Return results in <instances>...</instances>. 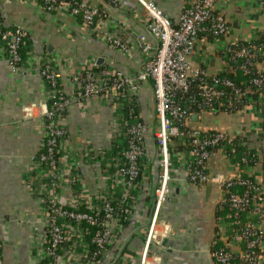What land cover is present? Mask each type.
Wrapping results in <instances>:
<instances>
[{
	"label": "built area",
	"instance_id": "built-area-1",
	"mask_svg": "<svg viewBox=\"0 0 264 264\" xmlns=\"http://www.w3.org/2000/svg\"><path fill=\"white\" fill-rule=\"evenodd\" d=\"M22 1L43 13L72 20L80 34L95 37L111 49L123 54L132 50L122 35L124 26L111 12L112 8L120 6L119 0H109L102 10L91 0ZM138 1L143 7L148 33H137L143 63L135 75L108 67L98 70L95 57L77 64L72 56L37 54L27 43L24 25L4 28L0 21V56L9 62L14 72L39 71L45 91L46 106L36 118L41 130L40 143L31 155L24 177L39 208L40 232L35 235L29 264H103L106 252L118 241L146 182L150 162L146 126L140 112L134 108L139 102L137 91L141 82L151 80L155 99L153 135L157 179L139 253L140 264L146 263L150 244L157 239L159 211L176 179V172L182 171L183 177L193 183L207 182L206 162L216 150H221L228 162L238 166L233 155L243 144L241 140L221 130L188 125L183 128L182 125L187 124L192 115L203 111H235L236 103L244 99L247 102L241 108L250 104L264 107V95L259 99L252 97L255 91L264 90V70L258 69L256 60L264 53V42L238 44L232 41L220 51L225 71L242 70L253 74L256 67V72L242 87L231 78H220L216 73L207 74L202 68L191 67L190 55L200 32L209 30L216 38L228 32L229 24L216 10V0H188L175 22L153 0ZM261 5L264 7V0ZM58 25L62 32L71 34L70 27L62 20ZM217 84L231 88L228 101H224L227 91L217 88ZM192 85L198 88L196 95L200 98L196 110L186 103L195 100L185 94ZM93 98L105 100L118 112L110 142L102 148L92 146L87 140L73 144L67 126L70 106L76 102L83 107ZM50 99L53 101L49 105ZM176 144L182 148L177 149ZM241 160H247L245 152ZM85 168H90L101 180L93 186L88 184ZM234 183L245 185V190L241 194L232 191ZM222 190L219 206L227 202L230 211L226 215L233 220L226 222L218 217L219 235L226 238L228 245L244 241L245 246L238 251L230 247L214 249L216 263L261 264L263 179L255 175L249 179L236 172L222 182ZM250 204L247 210L250 219L239 225L238 212ZM4 239L0 225V264H3ZM90 243L94 245L92 252L88 247ZM235 256L242 263L236 262ZM131 257L122 252L115 264H128Z\"/></svg>",
	"mask_w": 264,
	"mask_h": 264
},
{
	"label": "crops",
	"instance_id": "crops-1",
	"mask_svg": "<svg viewBox=\"0 0 264 264\" xmlns=\"http://www.w3.org/2000/svg\"><path fill=\"white\" fill-rule=\"evenodd\" d=\"M153 1L175 22L188 0ZM91 2L101 9L110 3L109 0ZM119 2L120 6L112 8L111 12L115 20L124 26L122 35L132 49L129 54L111 49L95 37L80 34L72 20L43 13L22 0H0V17L7 28L24 25L28 45L37 54L45 52L72 56L77 64L87 61L89 57L97 60L103 56V61L96 63L98 70L99 67H108L121 70L126 75H135L143 63L137 33L147 32L144 11L138 0ZM215 7L228 22V32L217 38L200 34L190 55L191 67L195 70L202 68L207 74H215L225 67L220 51L228 42H264V7L261 0H216ZM60 20L70 27L71 34L60 30ZM257 67L264 70V53L257 60ZM38 72H14L9 62L0 56V225L5 235L3 264H29L35 235L40 232L38 204L24 181L31 155L37 151L40 143L41 130L36 118L46 106L42 78ZM137 98L148 139L150 162L147 163V178L133 205L131 217L124 224L118 241L106 252L103 264L114 261L122 244L121 253L132 256L128 264H140L139 253L152 205L149 189L157 179L155 158L151 161V129L155 121L151 80L141 82ZM117 115V108L102 99H89L83 107L74 102L67 117L71 141L78 144L87 140L96 148L105 147L110 142ZM187 125L203 130H221L241 140L244 147L253 149L257 155L256 163L246 166L244 170L264 181L262 105L250 104L231 112L203 111L192 115ZM206 164L209 179L202 184L187 181L182 171L176 172V179L161 205L158 236L150 244L145 264H217L212 252L213 244L226 242V238L219 235L217 216L219 200L223 195L222 182L240 171L236 164L227 161L221 150H216ZM84 171L88 184L93 186L97 180H101L94 176L90 168ZM261 227L264 231V217ZM229 247L238 251L242 249V244L229 243ZM260 258L261 264H264V250Z\"/></svg>",
	"mask_w": 264,
	"mask_h": 264
},
{
	"label": "trees",
	"instance_id": "trees-1",
	"mask_svg": "<svg viewBox=\"0 0 264 264\" xmlns=\"http://www.w3.org/2000/svg\"><path fill=\"white\" fill-rule=\"evenodd\" d=\"M0 21H1V17H0ZM4 28H7V27H4ZM200 34H206V35H209V36H213V34L211 32H209V30H205L204 32H200L199 35ZM237 42H238V44H244V43L254 42V41H245V42H243V41H237ZM260 42H262V41H259L258 43H260ZM260 56L261 55H258V57L256 58V60L260 59ZM99 69H104V68L103 67H99ZM255 72H256V67L254 69L253 74ZM253 74L252 73H244L242 70H237L236 72L221 70V71L217 72L215 75L218 76V77H220V78H224V77L231 78L235 82V84L237 86L242 87L243 83L245 81H248L249 78L251 76H253ZM216 87L217 88H224V90L227 91V93L225 94L226 96L224 97V101H228L229 100L228 98L231 97V94H230V91H232L231 88L229 86H225V85H222V84H217ZM197 90H198V88L195 85H192V86H190L189 90L185 93L186 96L195 98L194 102L193 101H186V103L189 104L190 107H191V109H193V110H196L198 108L197 105H196V103H197V101L200 100V98L196 95ZM260 95H264V90L263 89L260 90V91H255L252 94V97L257 99ZM52 101H53L52 99L48 100V104L50 105ZM241 102H242V104H241ZM241 102L236 103V105H237V108L236 109L241 108L242 105L244 104V102L246 103L247 100L244 99ZM134 108H135V111L136 112L139 111V103L138 102H136ZM221 111H223V110H221ZM226 112H228V111H226ZM182 127L183 128H186L187 127V124H183ZM175 147L177 149H181L182 148V145L176 144ZM243 152L246 153V157H247V160L246 161H242L241 160V155L243 154ZM233 156L238 161V168H239V171H240L241 176L248 177L249 179H252L254 177V175L247 173L244 169H245V167L247 165H251V164H255L256 163V161H257V155L254 153V150L251 149V148H247V147H244V146L241 145L238 149H236V152L234 153ZM231 189H232V191L241 194L245 190V185L238 184V183H234L231 186ZM251 206L252 205L250 204L247 207V209L238 212L237 219H239V225L244 224V222H246L248 219H250L247 216V210L249 208H251ZM218 209H219V213L217 214L218 217H223L226 222H230L231 220H233V217L232 216L229 217V216L226 215L230 211V209H228V203L227 202L222 203V207H219ZM231 212H233L232 209H231ZM227 239H230V236ZM244 243H245L244 241L241 242L242 248H244V246H245ZM88 247H89V251L92 252V250L94 249V245L92 243H90ZM220 247H222L224 249H229V245L227 243H225L223 241H217V242H215L213 244L212 250L218 249ZM234 260L236 262L242 263L240 261L241 259L238 256H235Z\"/></svg>",
	"mask_w": 264,
	"mask_h": 264
},
{
	"label": "water",
	"instance_id": "water-1",
	"mask_svg": "<svg viewBox=\"0 0 264 264\" xmlns=\"http://www.w3.org/2000/svg\"><path fill=\"white\" fill-rule=\"evenodd\" d=\"M104 54H108V53H107V52H104ZM102 61H103V56H102V57H98L97 60H96V63H101ZM148 80H150V79H148ZM154 101H155V99H154ZM154 120H155V118H154ZM154 129H155V121H154V123H153V125H152V129H151V141H152V145H153L151 161H152V159H153V157H154V155H155V152H156V148H155V140H154V135H153V133H154ZM154 187H155V184H154V183H151V186H150L149 192H150V196H151V198H152V203L154 202V201H153V200H154V197H153V194H152ZM150 210H151V208H150ZM146 224H147V222H146ZM122 248H123V244H122L121 247L119 248L116 257H115L114 261H113L111 264H113V263L116 261V259L118 258L119 254L121 253Z\"/></svg>",
	"mask_w": 264,
	"mask_h": 264
}]
</instances>
